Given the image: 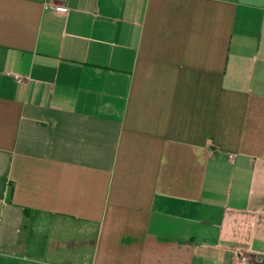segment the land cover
Here are the masks:
<instances>
[{
  "label": "crops",
  "instance_id": "crops-1",
  "mask_svg": "<svg viewBox=\"0 0 264 264\" xmlns=\"http://www.w3.org/2000/svg\"><path fill=\"white\" fill-rule=\"evenodd\" d=\"M244 256H264V0H0V264Z\"/></svg>",
  "mask_w": 264,
  "mask_h": 264
},
{
  "label": "built area",
  "instance_id": "built-area-1",
  "mask_svg": "<svg viewBox=\"0 0 264 264\" xmlns=\"http://www.w3.org/2000/svg\"><path fill=\"white\" fill-rule=\"evenodd\" d=\"M47 10H52L55 13L61 14V15H67V10L63 9H55L52 7V4L46 5ZM19 82H23V79H19ZM243 264H264V256H255L252 258L243 257L242 258Z\"/></svg>",
  "mask_w": 264,
  "mask_h": 264
}]
</instances>
